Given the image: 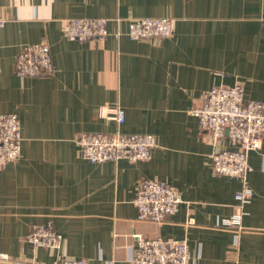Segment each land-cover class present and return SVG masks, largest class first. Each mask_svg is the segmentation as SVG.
<instances>
[{
	"label": "crops",
	"instance_id": "1",
	"mask_svg": "<svg viewBox=\"0 0 264 264\" xmlns=\"http://www.w3.org/2000/svg\"><path fill=\"white\" fill-rule=\"evenodd\" d=\"M0 9L8 18L0 28V113H16L22 134L20 158L0 169V252L13 261L0 264H131L135 234L187 238L192 264H264V137L248 156L252 197L242 206V179L212 168V154L234 146L214 141L192 112L214 85L242 82L247 99L264 101V0H0ZM76 17L107 18L109 34L68 39L65 22ZM139 17L172 18V36L130 38L129 21ZM42 39L55 72L17 74L23 46ZM114 104L125 109L122 124L105 110ZM117 130L154 134L151 158L82 157L79 134ZM148 178L183 198L162 223L137 219L134 199ZM49 220L63 236L60 248L26 239Z\"/></svg>",
	"mask_w": 264,
	"mask_h": 264
},
{
	"label": "built area",
	"instance_id": "2",
	"mask_svg": "<svg viewBox=\"0 0 264 264\" xmlns=\"http://www.w3.org/2000/svg\"><path fill=\"white\" fill-rule=\"evenodd\" d=\"M8 18L0 9V28ZM174 31V20L169 17L131 18L128 35L135 40L167 38ZM64 36L70 40H103L109 34L105 17H76L66 20ZM53 64L51 45L46 39L25 44L17 56L15 71L21 76L51 75ZM118 124L125 121V109L114 104L105 108ZM193 114L201 128L214 141L228 138L234 146L212 154L215 174L242 179L244 185L236 194L243 206L252 197L246 179L250 170L249 153L259 150L264 137V101L247 99L242 82L232 86L214 85L205 90L200 104ZM77 143L83 158L93 163L127 159L131 162L151 158L157 141L151 133L87 132L79 134ZM22 134L16 113H0V169L16 162L21 156ZM183 198L179 190L169 182L148 178L141 182L134 203L138 208V220L162 223L179 209ZM189 222H193V218ZM237 224L238 220H228ZM136 248L130 253L131 264H192L190 244L187 238H147L135 234ZM26 239L36 247L60 248L63 236L49 220L34 224ZM0 262L11 263L8 254L0 252ZM51 264H92L85 258H58Z\"/></svg>",
	"mask_w": 264,
	"mask_h": 264
}]
</instances>
